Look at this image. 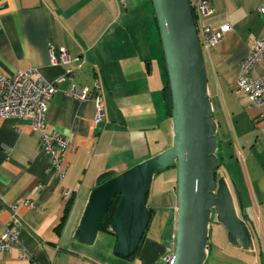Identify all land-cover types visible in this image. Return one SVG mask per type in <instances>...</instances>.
Segmentation results:
<instances>
[{
    "label": "crops",
    "instance_id": "crops-1",
    "mask_svg": "<svg viewBox=\"0 0 264 264\" xmlns=\"http://www.w3.org/2000/svg\"><path fill=\"white\" fill-rule=\"evenodd\" d=\"M196 20L198 29L228 27L217 45L203 49L204 64L222 144L217 155L228 176L221 175L238 187L253 249L229 242L227 249L264 264V106L251 105L236 86L253 41L264 38V0H210L209 12ZM61 48L69 59L54 63L51 50L57 56ZM26 70L37 72L31 75L35 81L64 76L55 82L44 130L67 137L70 146L60 151L61 175L30 120L0 118V240L8 222L20 223L17 242L0 252V264H165L174 246L175 167L161 194L165 206H156L148 193L151 218L132 257L105 259L97 247L99 233L108 234L105 240L114 236L103 230L93 245L74 239L102 174H118L172 142L166 68L151 0H0V72ZM263 74L264 58L251 71L254 77ZM96 79L104 109L97 123L93 100L67 94L72 83L91 87ZM165 230L170 231L166 238ZM208 243L209 255V238Z\"/></svg>",
    "mask_w": 264,
    "mask_h": 264
},
{
    "label": "water",
    "instance_id": "water-1",
    "mask_svg": "<svg viewBox=\"0 0 264 264\" xmlns=\"http://www.w3.org/2000/svg\"><path fill=\"white\" fill-rule=\"evenodd\" d=\"M171 95L172 142L166 149L97 184L74 232L93 245L107 212L118 197L108 230L113 253L133 255L146 232L147 207L155 175L176 168L174 246L165 264H204L211 223L226 231L228 242L253 249L236 183L221 175L217 123L212 116L203 48L191 0H151Z\"/></svg>",
    "mask_w": 264,
    "mask_h": 264
},
{
    "label": "built area",
    "instance_id": "built-area-1",
    "mask_svg": "<svg viewBox=\"0 0 264 264\" xmlns=\"http://www.w3.org/2000/svg\"><path fill=\"white\" fill-rule=\"evenodd\" d=\"M210 0H199L193 3L194 13L198 17L209 12ZM262 10V9H261ZM227 25L212 29L203 26L198 29L200 42L203 49H209L217 45L222 39ZM51 58L54 63L65 62L69 59L66 49L61 48L56 54L51 50ZM264 58V38L255 39L252 43L250 53L240 64V73L236 79L237 88L243 92L251 105L255 107L264 106V74L254 77L251 75L254 64ZM35 70L16 71L9 75L0 72V118L28 119L33 130L41 134V148L51 158L53 168L62 175L60 151L70 146V140L57 133L44 130L45 114L47 104L56 91L55 82H60L64 76L55 82L39 78L32 79ZM99 80H95L91 87H77L72 83L67 94L78 100H93L95 103V122H99L103 116V97L97 93L100 87ZM94 92V93H93ZM264 131V126H263ZM69 196L70 192H64ZM20 223L10 221L7 223L5 234L0 240V252L10 250L17 242ZM169 260V255L164 257V262Z\"/></svg>",
    "mask_w": 264,
    "mask_h": 264
},
{
    "label": "rangeland",
    "instance_id": "rangeland-1",
    "mask_svg": "<svg viewBox=\"0 0 264 264\" xmlns=\"http://www.w3.org/2000/svg\"><path fill=\"white\" fill-rule=\"evenodd\" d=\"M191 4H193L191 2ZM219 147L221 148L222 144L220 142V144L218 143ZM220 159H221V155H220ZM221 161V160H220ZM172 169V168H169ZM166 169L163 172L157 174L156 178L153 181V185L151 188V192L153 195V200L156 206H165V204L162 203V201L160 200L162 197V193L166 191L168 184V180L171 178H174V171ZM219 172H221V174H225L227 175L226 172V168L225 166H223V163L221 162L220 168H219ZM174 181V180H173ZM222 225L213 223L212 224V230H211V234L209 237L210 240V245H211V250L209 255L207 256L204 264H254L255 259L250 258V257H245L246 254L243 252L242 257L236 256L235 254H233L231 251H229V248L227 249V246L229 245L228 240L226 238V234L224 233V229L221 227ZM170 231L169 230H165V238L169 235ZM100 238L98 240V246L99 247V251L101 252L102 255L107 254L105 259H108L109 257H111L113 254V240L114 238L111 236H107L108 234H103V233H99ZM111 240V241H108ZM87 247V246H85ZM119 257V256H118ZM109 260V259H108ZM259 264H262V260L259 258Z\"/></svg>",
    "mask_w": 264,
    "mask_h": 264
},
{
    "label": "trees",
    "instance_id": "trees-1",
    "mask_svg": "<svg viewBox=\"0 0 264 264\" xmlns=\"http://www.w3.org/2000/svg\"><path fill=\"white\" fill-rule=\"evenodd\" d=\"M192 8H193V11H194V6H193V4H192ZM194 13V12H193ZM194 19H195V21H197L196 20V15H194ZM167 75V74H166ZM164 98H165V100H166V109L170 112V110H171V95H170V88H169V84H168V80H167V83L164 85ZM105 176H107V177H105ZM111 176H113V175H111ZM110 176V174L109 173H105V174H102V178L103 179H101L100 178V182L99 183H101V182H103L105 179H107V178H109V177H111ZM148 196V195H147ZM117 200H118V197H116L114 200H113V202H112V204H111V206H110V208H109V210H108V212H107V215H106V217H105V220H104V222H103V225H102V229H101V231L103 230V231H105V232H108L109 234H111L110 233V231L108 230V227H109V223H110V220H111V217H112V213H113V210H114V207H115V205H116V202H117ZM143 239V238H142ZM142 241V240H141ZM140 244H141V242H140ZM139 247H140V245H139ZM139 247H138V249H139ZM137 249V250H138ZM137 252V251H136ZM136 252L134 253V254H136ZM133 254V255H134ZM133 255H131V256H129V257H127V258H130V257H132Z\"/></svg>",
    "mask_w": 264,
    "mask_h": 264
}]
</instances>
